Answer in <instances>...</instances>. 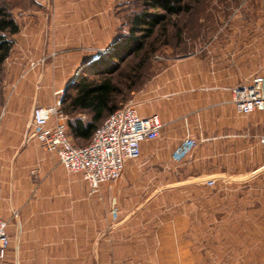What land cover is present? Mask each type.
I'll return each mask as SVG.
<instances>
[{
    "label": "crops",
    "instance_id": "1",
    "mask_svg": "<svg viewBox=\"0 0 264 264\" xmlns=\"http://www.w3.org/2000/svg\"><path fill=\"white\" fill-rule=\"evenodd\" d=\"M100 14L90 10L31 14L42 19L21 26L17 35L20 59L24 63L38 59L39 63L54 65L59 74H54L57 81L53 85L42 81L43 85L33 92L15 89L6 105L8 114L21 112L25 96L33 98L25 106L30 116L37 106L61 103L66 86L112 42L113 27L104 24L103 19H94ZM47 17L58 19L51 23L44 19ZM74 64L78 67L73 74L65 66ZM199 64L201 61L180 64L175 77L160 79L152 86L158 91L152 108L139 113L158 114L164 127L158 140L143 143L141 148L145 160L155 165L167 160L174 164L172 154L186 136L210 146H236L227 152L226 161L230 163L225 170L212 175L216 182L228 183L219 191L226 199L208 203L209 223L215 227L210 235L218 242L216 248L209 254L202 251L197 242L201 239V223L194 234L195 218L188 213L154 220L153 232H122L127 225L137 224L138 218H129L107 233L111 218L106 204L115 200L117 184H104L98 194L89 195L81 174L67 173L57 156L42 146L43 153L35 144H26L30 123L24 128L7 120L2 122V129L20 138L14 143L1 141L0 150V162H10L9 168L16 173L10 176L9 190L0 189V199L4 192L10 202L9 214L2 213L0 202V215L8 223V233L10 225L15 228L10 238L11 243L12 238L16 241V247L8 264H264V146L259 142L264 135V111L238 114L230 93L235 86L217 74L205 72ZM45 75L42 73L40 78ZM165 101L176 103V109H167ZM32 140L36 141L28 138ZM78 140L86 146L91 137L73 142ZM21 160L31 163L26 166ZM3 165L0 163V168ZM238 190V200L228 199ZM249 192H255L252 199ZM227 242L237 244L230 248Z\"/></svg>",
    "mask_w": 264,
    "mask_h": 264
},
{
    "label": "rangeland",
    "instance_id": "2",
    "mask_svg": "<svg viewBox=\"0 0 264 264\" xmlns=\"http://www.w3.org/2000/svg\"><path fill=\"white\" fill-rule=\"evenodd\" d=\"M146 1L0 0V7L5 8L21 26L30 21L39 23L41 17L31 16L38 11H98L101 14L94 19L97 21L103 19L104 24L111 25L113 38L118 32L127 34L130 20L146 8ZM181 6L182 12L178 16L165 15V20L158 27L155 39L150 41L147 52L142 53L139 58L130 57L125 63H114V66L119 67L115 75L116 81L123 82L120 86L122 90L119 96L120 106L134 101L138 110L152 108V99L158 92L152 86L160 79L175 77L177 66L185 62L192 65L193 62L201 61L202 64H199L201 69L204 67L205 72L225 78L228 80L226 82L233 86L246 84L254 75L264 76V0H181ZM147 12L152 15L156 13L152 7L147 9ZM160 13L165 14L161 11ZM44 19L52 23V20L58 18ZM10 39L13 41L11 53L0 65V150L3 146L1 141L6 143L10 140L14 143L17 139L20 140L19 135L13 137L11 133L8 135V130L2 129L3 121L9 120L12 125L16 123L27 128L31 120L30 112L25 111V106H28V101L33 99L32 97L22 98L26 105L21 112L8 114L6 105L11 99L12 92L17 88L23 89L24 93L33 92L43 85L42 81L53 85L57 81L54 74L55 76L59 74L55 73L57 69H54V65L39 63L38 59L31 62L25 59L27 62L24 63L20 59L22 51L18 47L17 35ZM108 49L109 47L102 51L107 52ZM144 58H147V61L142 70V80L133 89H128L129 82L124 81L122 75L130 73ZM76 67L78 65L75 64L65 66L73 74ZM91 70L92 66L81 69L78 76L81 77ZM42 73L46 74L43 79L40 78ZM64 95L62 92L61 101ZM173 100H177V96H174ZM175 104H168L165 101L164 106L172 111L177 107ZM181 107L184 105L181 104ZM196 131H199V128ZM31 133L29 130L25 135L26 144H35L37 150L43 153L39 140L28 141ZM74 143L77 146H85L80 140ZM233 145L210 146L208 143L200 142L193 157L179 166L169 160L156 162L154 165L147 162L144 155L137 161L128 162L121 179L111 183L117 184L116 197L113 202L106 204V212L109 211L108 216L111 218L106 232L111 233L115 224L129 218H138L135 221L137 224L127 225L122 232L136 234L153 232L156 226L154 220L178 213H188L195 218L194 234L198 233L197 227L201 223V239L197 242L202 251L209 254L216 248L218 242L210 235L215 227L209 223L208 203L211 200H225L226 197L219 191L228 183L218 181L215 186L209 187L206 182L215 179L213 177L215 173H222L225 170L226 164L230 163L226 161L227 152L236 147ZM210 156H214L212 160L209 159ZM29 161L21 160L26 166L31 163ZM0 163L4 164V168H0V189L7 192L11 187L10 176L16 173L13 174L9 168L10 162ZM198 175L201 178L196 180ZM4 192L0 199L2 210L4 208L2 213L9 214L10 202ZM254 194L255 192H249V199H252ZM244 195L246 196V193ZM240 196V190L233 191L228 199L238 200ZM114 207L120 212L119 218H113L111 215ZM14 231V226L10 225V236ZM11 244L4 264H8L15 250L16 241L13 238ZM227 244L233 248L237 243Z\"/></svg>",
    "mask_w": 264,
    "mask_h": 264
},
{
    "label": "built area",
    "instance_id": "3",
    "mask_svg": "<svg viewBox=\"0 0 264 264\" xmlns=\"http://www.w3.org/2000/svg\"><path fill=\"white\" fill-rule=\"evenodd\" d=\"M232 103L240 115L264 111V76L254 75L246 84L230 89ZM68 116L63 113L60 103L37 106L30 120V139L39 140L49 154L57 156L60 164L69 174H81L89 188V195L100 192L101 186L121 179L128 162L142 156V144L160 138L164 124L158 114L142 116L134 101L111 113L95 130L89 144L77 146L68 134ZM259 142L264 146V135ZM199 140L190 136L182 139L172 154L177 166L193 157ZM214 179L206 185L214 186ZM113 218L120 212L112 208ZM11 247L8 223L0 215V264H4Z\"/></svg>",
    "mask_w": 264,
    "mask_h": 264
},
{
    "label": "trees",
    "instance_id": "4",
    "mask_svg": "<svg viewBox=\"0 0 264 264\" xmlns=\"http://www.w3.org/2000/svg\"><path fill=\"white\" fill-rule=\"evenodd\" d=\"M145 4L146 8L130 20L127 34H115L108 51H101L91 64L82 68L92 66V70L81 77L77 75L76 82L65 93L60 108L69 118L68 134L72 142L92 137L111 113L124 106H120L119 101L123 82L116 81L119 67L114 63H125L130 57H141L142 53L147 52L150 41L155 39L165 15L178 16L182 12L181 0H147ZM150 7L156 11L154 15L148 14ZM20 29L21 25L5 8L0 7V65L11 53L13 41L10 37L18 35ZM146 61L147 58L142 59L130 73L122 75L123 80L129 82L128 89H133L142 80ZM82 116L88 120H83Z\"/></svg>",
    "mask_w": 264,
    "mask_h": 264
},
{
    "label": "water",
    "instance_id": "5",
    "mask_svg": "<svg viewBox=\"0 0 264 264\" xmlns=\"http://www.w3.org/2000/svg\"><path fill=\"white\" fill-rule=\"evenodd\" d=\"M76 80H77V78L75 77L73 79V81L70 84H68V86H66V88L63 90V94L67 93V91L69 90V88L76 82Z\"/></svg>",
    "mask_w": 264,
    "mask_h": 264
}]
</instances>
